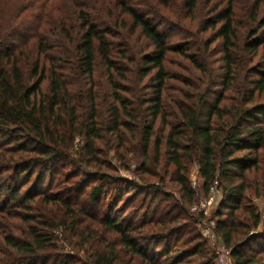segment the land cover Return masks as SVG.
Masks as SVG:
<instances>
[{"label":"trees","instance_id":"16d2710c","mask_svg":"<svg viewBox=\"0 0 264 264\" xmlns=\"http://www.w3.org/2000/svg\"><path fill=\"white\" fill-rule=\"evenodd\" d=\"M222 1L0 0V264H82L55 249L65 226L82 235L85 251L92 249L86 264H117L121 253L130 255L128 264L135 257L141 264H217L207 241L183 222L189 217L185 206L198 200L188 177L193 162L203 196L215 180L222 189L215 231L234 263L264 264V230L256 231L264 220L251 204V195L264 192L248 178L264 146V102L258 101L264 70L255 60L264 47V0H247L244 31L237 25L239 1L221 7ZM127 32L144 48L137 52ZM216 41L217 67L204 57L212 55ZM172 54L198 72L187 82L192 93L168 92L177 78ZM98 66L110 88L106 109L99 102ZM157 121L167 129L164 139L156 137ZM104 133L117 138L118 148L131 140L126 150L142 159L145 173L151 146L158 161L164 145L182 204L175 199L158 206L156 218H124L120 202L125 210L138 195L133 191L145 187L104 170L96 142ZM77 137L83 162L95 168L82 170L86 180L74 188L81 171L71 154ZM36 168L35 187L57 174L64 185L30 195L31 186L24 187ZM108 184L117 191L106 189ZM86 219L102 232L82 225ZM107 233L119 239L113 243ZM92 241L104 245L95 248Z\"/></svg>","mask_w":264,"mask_h":264},{"label":"rangeland","instance_id":"374dc122","mask_svg":"<svg viewBox=\"0 0 264 264\" xmlns=\"http://www.w3.org/2000/svg\"><path fill=\"white\" fill-rule=\"evenodd\" d=\"M203 1H204L203 4H207L206 0ZM238 1L239 4L237 11V18H238L237 25L240 27L242 31H244L247 29L248 21H249L248 11L246 9L247 0H238ZM227 2L228 0L222 1L221 7H224ZM211 4L212 2L209 3L207 6L211 7L212 6ZM97 5L99 8L98 2L96 3V6ZM114 7L116 8V6ZM209 7H205V10H207ZM247 7H249L248 3H247ZM116 10H119V8H116ZM52 32L53 31H51V33ZM127 35L129 36L131 46H133L137 52L144 48L143 46L144 43L142 41H138L136 35L130 37V32H127ZM211 47H213L212 55L211 56L204 54L203 55L205 58L209 60L212 66L214 65L215 67H217L221 64L220 61H218V59L221 57V53H220L221 46L219 45V41L214 42ZM171 56H172L171 58L172 62L170 64V67L172 69V72H174V75L177 78L170 80V84L172 87L168 90V92L175 95L179 89H182L184 93L186 92L192 93L194 90L192 87H189L187 82L188 81L194 82L195 80L193 79L194 78L193 76L194 74L198 75V72L194 68H192L191 63L184 57L177 54H172ZM200 58L202 59L203 56H201ZM255 60L256 62H259L261 64V69L264 70V47H262L259 50V53ZM220 72L221 69H217V73ZM96 80L100 84V94H101V96L99 97L100 105L101 107L106 109V105H108L112 101V99L110 96L105 95L106 92H109L110 88L106 81V74L102 66H98L96 73ZM145 92L149 94L151 91L149 89ZM123 94L126 95L129 93H123ZM140 96H142V94ZM258 101L264 102V92L258 97ZM104 111L106 113V110ZM163 129L164 128L162 127L161 123L157 121L156 122L157 138L161 137L162 139H164L162 136L164 135L165 137L167 129L164 130ZM96 142L99 151L98 153L99 157L104 161L105 164V166L103 167L104 170L106 169L107 172H109L110 174L116 176H123L128 179L134 180L135 182L139 183L140 186L145 187V190H141L137 188L135 189V191H133V192H137L136 194L138 195L132 201H130L128 207L125 210H123L124 205H122V203L120 202L118 208L119 211L122 212L124 218L127 219L136 218L138 220L144 214L146 217L154 216L156 218L161 214V209H159L158 206L164 205L167 202L169 204H172V202H176L175 199L177 201H180L179 186L176 183L175 176L173 174L174 166L171 163L167 162L164 145L161 146V152L158 161L156 160L155 149L153 146H151L150 158L148 159L146 166L149 172L145 173L144 171L141 170L142 159L139 158L135 153H131L126 150L127 148L133 146L131 140H129V142L127 143L126 145L127 148L126 147L118 148L117 138L112 136L111 133L110 134L104 133V138ZM82 144L83 142L80 139V137H77L74 141V147L71 149V154L74 160H79L76 165L79 166V168H81V171L77 173L78 175L74 177L76 178L74 180H77V183H75L74 188L76 187V185L77 187L78 185L79 186L83 185L84 181L86 180L87 176L83 175L82 170L88 171V170H94L95 168V167L94 168L88 167L85 165V161L83 162L84 160L82 159L83 155H81L84 153V151L82 150ZM119 159L121 161H119ZM71 167L72 166L69 164L65 165L64 167H62V164H59V168L63 170H68ZM37 172H38V168L35 169V174L32 180L27 185H25L26 187H24V188L27 187L30 188L31 186V188L29 189L30 195L37 193L35 195L36 198L39 196L40 191H42V193L56 192L59 189L58 188L59 185L61 186L64 185L63 182L59 184V181L62 180V177L60 174L59 175L57 174L55 177L46 176L41 181L40 186L35 187L37 185L36 183L37 180H35ZM141 175L144 176V179H141ZM188 177L192 188L196 190L198 200L191 205L187 204L185 206V208L187 209V215L189 217L188 218L184 217L185 219H183L184 220L183 222H189L191 226L195 227L198 233L201 235V237L207 241L208 249L211 251L213 250L215 251L214 245L207 237H205L202 234L201 229L203 227L209 226L215 230V225L217 221L216 211L219 208L220 202L222 201L223 198L222 189H219V191H217L214 200L208 206H202L201 202L204 200V196L200 192V186L202 181L199 177L197 165L195 164V162L191 163L189 166ZM248 178H249V182L252 184V188L258 185L260 192H264V146L259 151V167L256 170L250 171L248 173ZM116 186L117 185L115 184H108L105 186V188L108 190H112L114 193L117 191ZM89 187L90 185L86 187L87 188L86 190H88ZM157 188L163 189L164 193L171 194L172 196L170 198L172 201L165 200L164 193H161V195L156 193ZM131 192L132 189H130L129 194ZM71 196L72 198H79V197H75L74 194H71ZM126 196L128 195H125V197ZM143 199H144V203H139ZM28 203L30 204V202ZM138 203L140 204V206L144 204V207L142 209H137V207L139 206ZM180 203L182 204V201H180L179 204ZM251 204H253L260 211L264 220V196L257 197L255 195H251ZM105 206H106L105 209H107L108 204H106ZM120 206H123V208L121 207L122 209H120ZM121 212L119 213L121 214ZM136 212L139 213L137 214ZM78 217H83L80 211L78 213ZM86 224H90V226L93 227L95 230H99V232H102V229L98 223L91 222L89 219H86L85 222L82 223V225H86ZM261 230H264V221L261 223L258 229H256V231H261ZM58 235H59V239L58 242L56 243L57 247L55 249H57L60 254H64V256H67L68 258H72V260H74V262L77 263L86 264V262L89 261V258L91 257L92 254V249L85 251V247H82L83 237H81L82 236L81 234L76 235L72 232L70 226H65L64 228L59 229ZM96 237H97L96 240H99L98 238L100 236L97 235ZM107 238L111 240L113 243L119 239L118 236H116V234H112V233H107ZM165 241H161L160 245L164 246L163 244ZM92 242H94L93 246H95V248L104 245V244L99 245L96 241H92ZM118 242H116V246L119 247L120 244H118ZM175 242L177 243V236L171 238V243L173 244ZM178 245H180V242L178 243ZM172 249L174 250L175 246ZM129 260H130V255L121 253L120 260L118 261L117 264H128ZM132 264H141L140 258L135 257V260Z\"/></svg>","mask_w":264,"mask_h":264},{"label":"built area","instance_id":"2783aa9c","mask_svg":"<svg viewBox=\"0 0 264 264\" xmlns=\"http://www.w3.org/2000/svg\"><path fill=\"white\" fill-rule=\"evenodd\" d=\"M219 191L218 181L215 180L211 184L209 193L204 196V200L201 202L202 206H208L215 198V195ZM202 234L207 237L215 247L216 262L217 264H235L231 255V250L228 248L218 237L217 233L212 227L206 226L201 229Z\"/></svg>","mask_w":264,"mask_h":264}]
</instances>
